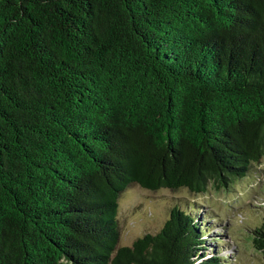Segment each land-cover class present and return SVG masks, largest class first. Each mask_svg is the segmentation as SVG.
<instances>
[{
  "label": "trees",
  "instance_id": "obj_1",
  "mask_svg": "<svg viewBox=\"0 0 264 264\" xmlns=\"http://www.w3.org/2000/svg\"><path fill=\"white\" fill-rule=\"evenodd\" d=\"M262 157L264 0H0V264H224L177 204L118 245L119 195L227 189Z\"/></svg>",
  "mask_w": 264,
  "mask_h": 264
},
{
  "label": "rangeland",
  "instance_id": "obj_2",
  "mask_svg": "<svg viewBox=\"0 0 264 264\" xmlns=\"http://www.w3.org/2000/svg\"><path fill=\"white\" fill-rule=\"evenodd\" d=\"M258 167L262 173L237 179L227 189L210 183L199 193L183 187L149 190L129 185L118 198V245H130L144 232H157L177 204L182 209L196 208L205 215L211 227L205 235L206 242L220 241L219 254L225 258L224 264H264L251 238V229L262 216L259 205L264 204V157Z\"/></svg>",
  "mask_w": 264,
  "mask_h": 264
}]
</instances>
